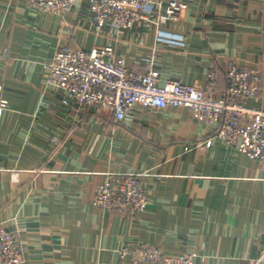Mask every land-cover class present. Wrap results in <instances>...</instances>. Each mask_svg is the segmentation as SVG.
I'll return each instance as SVG.
<instances>
[{
    "label": "crops",
    "instance_id": "0c3cea01",
    "mask_svg": "<svg viewBox=\"0 0 264 264\" xmlns=\"http://www.w3.org/2000/svg\"><path fill=\"white\" fill-rule=\"evenodd\" d=\"M87 4L58 16L0 0V223L17 229L24 264H117L118 248L137 241L165 255L195 251L194 264H248L264 241V164L217 139L188 107L136 106L122 121L63 107L43 64L63 46L111 44L137 73L152 59L161 79L203 86L217 68L221 98L230 58L261 70V91L246 104L264 109V0H188L161 21L160 42L154 20L94 32ZM110 173L142 177L150 204L136 219L92 205Z\"/></svg>",
    "mask_w": 264,
    "mask_h": 264
},
{
    "label": "built area",
    "instance_id": "2783aa9c",
    "mask_svg": "<svg viewBox=\"0 0 264 264\" xmlns=\"http://www.w3.org/2000/svg\"><path fill=\"white\" fill-rule=\"evenodd\" d=\"M79 0H28L38 12L64 16ZM89 25L99 33L104 27L121 31L137 22L155 21L156 41H164L159 25L175 20L188 6V0H87ZM151 8V10H149ZM149 10V11H148ZM155 13H154V12ZM167 43H176L168 42ZM261 50L264 51V34ZM147 71L137 73L124 57L116 55L111 44L82 48H58L43 64L45 83L60 92V105L78 111L86 107L108 110L117 121L125 119L136 106L162 109L188 107L193 116L212 124L217 139L227 146L264 164V109L246 104L261 91L259 68L243 67L227 59L223 74L227 81L224 96L216 98L214 89L221 72L211 68L203 86L175 79H161L152 59ZM0 106L5 103L0 102ZM55 143V139L51 140ZM211 139L207 140L209 144ZM149 196L139 174H106L95 189L92 205L102 213H118L136 219L149 206ZM26 247L16 228L0 223V264H24ZM117 264H194L195 251L165 255L146 242H127L118 248ZM248 264H264V241L257 257Z\"/></svg>",
    "mask_w": 264,
    "mask_h": 264
}]
</instances>
